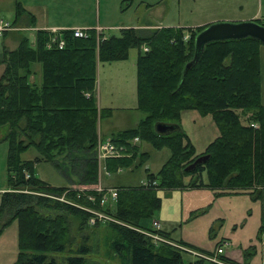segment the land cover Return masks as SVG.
Returning <instances> with one entry per match:
<instances>
[{"label":"trees","instance_id":"trees-1","mask_svg":"<svg viewBox=\"0 0 264 264\" xmlns=\"http://www.w3.org/2000/svg\"><path fill=\"white\" fill-rule=\"evenodd\" d=\"M15 13L18 18L25 13L32 22L35 20L20 3ZM203 28L128 27L121 28L117 35H107L100 42L96 41L94 31L87 37H74L67 31L62 48L54 43L48 47L50 33L37 30L33 40L23 35L14 49H3L0 127H7L4 139L8 142L9 190L1 193L0 216L7 217L1 228L14 220L18 225L19 256L14 264H58L53 257L48 258L47 252H62L67 247L74 251L68 244L69 218L77 222L78 230L88 226L86 211L35 194L60 195L68 188L55 187L38 178L33 165L42 160L52 161L54 150L65 153L66 146H70L79 148L87 158L83 181L97 179L96 162L92 156H86V151H93L96 143V65L124 60L130 48L138 50L137 109L143 117L135 127L123 129L111 140L120 144L140 136L157 149L167 146L170 155L157 173L146 176L150 182L155 179L157 185L119 189L112 207L79 198L118 221L107 222L106 234L111 238L106 256L120 260L121 264L189 263H185L180 250L166 243L155 244L141 231L153 230L142 221L160 208L156 189L186 187L185 175L195 176L189 182L191 187H207L217 194L259 195L264 187V104L260 95L259 49L262 43L252 37L208 42L199 59L186 69L194 56V38ZM143 44L147 50H141ZM189 110L209 115L218 128V135L205 148L208 159L186 170L199 156L195 155L187 133L181 127L161 135L155 132L154 124L168 122L181 126L182 113ZM98 111L103 116L111 113L110 108ZM250 121L258 126H250ZM30 146L40 155L23 159L21 153ZM132 160L113 159L108 161V168L130 166ZM69 194L73 196L75 191L69 190ZM98 225L101 224L94 226ZM90 250L89 245H80L63 264H99L87 257ZM248 255L244 251L243 263L225 256L220 258L230 264H248ZM194 264L210 263L197 259Z\"/></svg>","mask_w":264,"mask_h":264},{"label":"rangeland","instance_id":"rangeland-1","mask_svg":"<svg viewBox=\"0 0 264 264\" xmlns=\"http://www.w3.org/2000/svg\"><path fill=\"white\" fill-rule=\"evenodd\" d=\"M45 2L50 6L49 12H51V9L52 12L54 10L55 14H57L61 20H66L65 22H73V18H75L74 22H77L75 23L77 25L67 24L62 26L82 28L91 27L88 29V34H90L91 31H94L96 41L99 42L102 40L103 33L104 35H108V33L117 35L119 34L120 29L124 27L150 23L154 24L152 27H149L150 30H153L160 28L157 24L167 25L175 22L186 24L184 23V20H192L198 16V12L195 10V4L192 0H45ZM21 7L24 8L22 5ZM77 7L78 10L73 11ZM21 14L25 15V13ZM8 23L11 28L3 31L0 34V37L7 31H18L19 41L21 36L27 35V33L31 31L35 34V31L40 30H36L32 25L19 27L13 22ZM88 23L89 25H87ZM108 28H110V30H108ZM101 30L102 32H99ZM143 31L147 32V30ZM71 34L74 36L72 32ZM50 35L52 36V33ZM63 35L64 33L61 34L62 38ZM186 35L188 36V33ZM57 37H59V34H57ZM49 41L50 39H48L47 43H49ZM2 43L3 42H0V46ZM146 46V44H143L141 50L143 51ZM3 49L8 48L4 47ZM3 49L2 52L0 50L1 58L3 55ZM137 52L138 50L136 48H130L126 59L114 62H99L98 66L96 65V107L98 109H100V107L111 109L110 114L106 113L108 114L107 116H103L97 109L96 143L93 151H86V156H92L96 162L97 179L92 182L83 181L87 158L85 159V153L78 150L79 148L72 147V149L70 146H66L68 149L65 153L54 150L52 161L42 160L34 163L35 175L38 178L47 181L52 186H64L69 190L79 187L89 188L86 190L87 192L80 193L82 198H86L88 193L99 187L108 189V193H111V197H113L112 192L115 189L117 192L119 189L128 186L143 185L144 187H148L150 183H156L155 185H157L158 182L155 179L150 182L146 176L148 173H157V171H159L164 165L170 155V149L167 146L157 149L147 141L142 140L140 136H135L129 139L126 143L120 144L114 143L111 140L112 136L123 129L135 127L138 124L137 122L143 117V113L137 109L135 65ZM2 69L3 65H0V73ZM244 116L248 117V113H245ZM23 123L24 122H22V125ZM252 123L255 126H258L256 122L251 121L249 122V125L252 126ZM134 124L136 125L134 126ZM180 125L193 144L195 155H206V146L218 135V128L212 118L209 115L202 116L195 110H189L182 113ZM6 131V126L0 127V199L1 193L5 190H9L7 176L8 142L4 139L7 133ZM108 142L115 144L120 148V156L124 155L123 157L125 158L133 159L130 166H116L113 170L108 168V161L122 158L104 157L103 154L99 152V145L102 143L107 144ZM101 146L103 147V145ZM39 155L40 153L34 146L28 147L26 151L21 153L23 159H33ZM194 179L195 176L185 175L183 182L186 184V187L166 188H191L189 182H192ZM163 189H165V187H159L156 189V192ZM35 194H42L50 199H56L61 203L83 208L82 210L86 211L89 215V212L85 210L89 205L79 198L74 197L75 195H70L69 191L61 192L60 195H58L62 196L64 199L61 197L54 198L53 196L57 195H54L53 193L36 192ZM108 215L111 216L110 213H108ZM155 217L156 213L145 221H142V224H145V226L152 230V224L158 222L155 220ZM6 219V216H0V264H14L17 262L19 256L18 225L14 220L1 228L2 222ZM69 219L68 244L70 249L76 251L77 247L80 245H89L91 250L87 257L98 261L99 264L100 262L101 264H121L120 260L110 259L109 255L108 257L106 256L107 246L111 238H108V235L106 234V228L109 227L107 222L117 223L118 221L115 218V220L112 221H103V219L99 223L101 225L96 227L94 225H88L91 228L87 225V228L83 226V229L81 230H78L76 221L71 218ZM160 238H164L165 241H167L166 244L170 247L180 250L185 263H194V261L197 260L198 255L202 253L212 254L214 251H200V249L192 245L182 243L179 239L174 241L175 239L172 240L167 235L164 236L163 234L158 236L160 244L164 243ZM74 251H69L67 247L66 250L62 252H47V255L48 258L53 257L58 264H63L65 258L69 254H74ZM223 262L227 263L225 260Z\"/></svg>","mask_w":264,"mask_h":264},{"label":"crops","instance_id":"crops-1","mask_svg":"<svg viewBox=\"0 0 264 264\" xmlns=\"http://www.w3.org/2000/svg\"><path fill=\"white\" fill-rule=\"evenodd\" d=\"M192 2L198 16L192 20H184L186 24L175 22L157 26L195 28L227 20L264 22V0H192ZM17 3L35 16L33 22L27 15L16 17ZM49 7L45 0H0V18L19 27L32 25L36 30L64 27L62 25L67 24L77 25L75 24L77 22H74L75 18L73 22H65L66 20H61L54 10L52 12L51 9L49 12ZM77 10L78 7L73 11ZM153 25L148 23L131 27L148 29ZM27 35L30 39L33 35L31 40L34 39L32 31ZM18 37V31L5 32L0 37V42H3L0 46L1 52L4 47L14 49L18 45ZM259 49L260 95L264 104V45H260ZM35 70L38 71V67ZM157 194L161 204L155 212V220L161 225V231L170 239H175L174 241L179 239L182 243L205 252H212L216 246L223 245L224 256L228 259L243 263L245 251L249 254L248 264H264V188L258 196L248 193L217 194L215 190L207 187L165 188Z\"/></svg>","mask_w":264,"mask_h":264},{"label":"built area","instance_id":"built-area-1","mask_svg":"<svg viewBox=\"0 0 264 264\" xmlns=\"http://www.w3.org/2000/svg\"><path fill=\"white\" fill-rule=\"evenodd\" d=\"M10 25L8 22L4 21L2 18H0V34L5 31L10 29ZM88 29L89 28H82V27H51V28H47L45 29L46 31L50 32V34L52 33V36L50 35V41L47 44L48 47H50L51 45H53V43L58 47V48H62L65 44L64 38L61 37V34H63L64 32H72L74 37H87L88 36ZM95 29V28H93ZM64 31V32H63ZM99 32H102L99 31ZM57 34H59V37H57ZM106 37V35H102L101 39H104ZM144 50H147V47L144 48ZM88 95V94H87ZM253 124V123H252ZM252 126L255 127V125L253 124ZM103 145V147L101 146ZM101 145H99V152H101L103 154L104 157H109V158H117V157H123L124 155H121V151L120 148L117 147V145L112 144V143H102ZM155 183V182H153ZM87 189V187H79V188H73L72 190L75 191V195L77 198H81L82 196L80 195L81 192H85ZM114 190V189H111ZM68 190H65L64 192H67ZM87 192V191H86ZM118 192V191H117ZM117 192L116 189L112 192V196L111 197V193H108V189L106 188H102L99 187L98 189H94L92 190L90 193H88L86 195L85 200L87 202L90 203H96L98 202L100 206H104V207H112L114 206L116 200H117ZM54 198H63L62 196H53ZM64 199V198H63ZM88 205V204H87ZM83 209V208H80ZM85 210H87L89 212L88 215V219H87V223L88 225H96L98 223H100L103 219V221L106 220H115L113 217L109 216L107 212H105L104 210L95 208L93 206H90L88 208H86ZM159 222H155L152 224V231H148V230H141L142 233L146 234L147 236H149L153 243L155 244H160L158 236H161L162 234L161 232V228L159 226ZM163 240L164 243H167V241H165L164 238H160ZM158 242V243H157ZM180 247V246H177ZM182 248V247H180ZM223 245H218L215 247L214 251L212 254H200L198 255L197 259H203L205 260L207 263H212V264H230V263H224L223 259L220 258V256H224V249H223ZM226 262V261H225ZM189 264H194V263H189Z\"/></svg>","mask_w":264,"mask_h":264},{"label":"water","instance_id":"water-1","mask_svg":"<svg viewBox=\"0 0 264 264\" xmlns=\"http://www.w3.org/2000/svg\"><path fill=\"white\" fill-rule=\"evenodd\" d=\"M33 35H31L32 39ZM245 37H252L264 44V25L254 20L229 22L217 21L204 26L194 38L195 52L192 60L186 64V69L194 62H196L203 49L204 45L211 41L226 40V39H241ZM181 129L176 123L156 122L154 130L158 134L165 135L175 130ZM209 155L198 156L191 164L186 167V170L193 169L197 164L203 163L208 159Z\"/></svg>","mask_w":264,"mask_h":264}]
</instances>
